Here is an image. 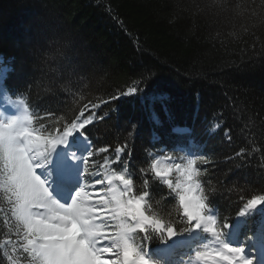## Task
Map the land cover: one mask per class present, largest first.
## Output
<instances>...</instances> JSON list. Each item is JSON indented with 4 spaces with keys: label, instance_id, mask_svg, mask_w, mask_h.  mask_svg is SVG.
Masks as SVG:
<instances>
[{
    "label": "trees",
    "instance_id": "16d2710c",
    "mask_svg": "<svg viewBox=\"0 0 264 264\" xmlns=\"http://www.w3.org/2000/svg\"><path fill=\"white\" fill-rule=\"evenodd\" d=\"M2 68L0 104L22 106L27 130L43 137L31 149L69 150L77 135L91 143L82 178L100 232L140 255L168 249L170 229L188 235L178 194L141 171L173 156L197 162L205 210L235 229L234 245L264 246V206L241 214L264 193V0H0ZM5 156L0 147V264H45L22 246L28 222ZM186 248L158 264H176Z\"/></svg>",
    "mask_w": 264,
    "mask_h": 264
},
{
    "label": "rangeland",
    "instance_id": "374dc122",
    "mask_svg": "<svg viewBox=\"0 0 264 264\" xmlns=\"http://www.w3.org/2000/svg\"><path fill=\"white\" fill-rule=\"evenodd\" d=\"M3 77L4 73L1 74V78ZM4 109L9 108L4 107ZM15 112L17 113H14V116L9 117L0 111V147L5 152L4 134L6 132L18 137L15 142L16 148L23 149L24 154L27 157V162L33 173L42 182L43 188L47 189V191L43 193L42 197L37 200L33 206H31V208L35 207L37 209L44 210L45 214L43 216H39L36 213H31V215L25 219L27 222L43 220L58 227L73 228V232L75 233V243L72 244L59 238L46 240L42 236H34V248L39 251L46 264H105L103 259H78V250L82 245H84V242L87 241L93 251H98L101 256H104L105 253L102 251L103 247L115 248L117 245L123 246L127 242L119 241L115 236L103 237L101 235L96 226V218L94 217L93 207L90 205V200L84 190H79L78 188L72 191L64 190L62 189V186L56 185L52 181L51 171H53L54 168L50 167L45 161H42V158L47 156L48 152L44 151V153L40 155L35 149H31L29 145H26L27 142H29V137L21 135L26 131L23 127L22 110H16ZM9 125H12V127L9 128ZM18 141H24L26 146L18 145ZM83 141H85L84 138L77 137L75 143L81 145ZM81 147H83V145ZM83 148L88 151L89 146L87 145ZM77 149L80 150V147H75L76 152ZM86 154L87 152L85 155ZM73 156L74 164H71L68 161H66V163L72 166H80L83 156L79 153H75ZM188 161L189 160L182 161L173 158L172 162H169L167 159H163L161 161L162 164L166 165L168 168L175 169L176 162H179L181 164V169H176L165 176H161L158 173L155 174L161 178V180H164L169 186H172L180 194V203L188 218L190 229L193 227V230L190 233V239L187 241L195 240L198 244H202L201 240L204 239L206 235L213 236L215 240H219L217 239V232L215 229L216 223L212 217L206 214L201 200L200 210L196 209V205L198 204L196 203L195 198L196 195L199 197V187L195 182L196 171L194 167L191 170H187L185 167ZM54 164H59L57 158L54 159ZM38 169H40V171H37ZM185 201H188L189 203L187 202L185 204ZM57 215L60 216L58 217ZM61 216L70 217V219H62ZM210 229H214V231H210ZM226 231L230 235L232 234L230 228ZM55 240L62 241L57 243ZM99 241H104V243L100 244ZM61 245H63V248L59 247ZM229 246L230 245L227 246L223 243L200 246L198 248L200 254H198L199 256L197 255L196 258L200 259V256H202V264H226L227 259L233 255V253L226 251V248ZM217 254L223 255L217 256ZM246 255L248 257H245V259H254L255 264H264L263 247L255 245L253 250L246 252Z\"/></svg>",
    "mask_w": 264,
    "mask_h": 264
},
{
    "label": "snow or ice",
    "instance_id": "6c2138e0",
    "mask_svg": "<svg viewBox=\"0 0 264 264\" xmlns=\"http://www.w3.org/2000/svg\"><path fill=\"white\" fill-rule=\"evenodd\" d=\"M141 87L142 85L140 84L129 87L127 89V92L124 94L127 95L138 94ZM113 99H116V97H113ZM104 103H110V101H105ZM96 107H99V105H96L93 108ZM89 116H92L93 118L89 123L85 124L84 128L82 129V131L84 132L86 130V127L92 124L96 119V117L92 114H90ZM87 117H85V119H87ZM8 127L11 128L12 125H9ZM220 127L221 124L216 123L213 126L212 130L215 131ZM21 135L32 136L33 140L30 141V143H36L43 139L42 135L39 132L32 133L26 130ZM17 139L18 137L12 135L9 132H6L4 134V140H5L4 148L6 153L5 159L7 166L10 169L9 172V183L11 185L10 191L14 198L13 202L15 204V211L17 215L23 219L31 215L30 212L31 206H33V204L42 197L43 193H45L47 189L43 188L42 182L33 173L30 165L27 162V157L24 154L23 149L16 148L15 142ZM125 147L126 146H121L115 149L117 155L114 161H112L113 163L120 162L121 159L120 154L125 151ZM99 152L106 153L108 152V149L100 148ZM166 159L169 162H172L173 158L167 157ZM197 166L198 165L195 160H189L185 167L187 170H191L193 167H197ZM176 169H181V164L179 162H176L175 169H173V168H168L166 165H163L161 161L153 158L149 163L148 169L141 171H144L148 179H151L153 173H158L161 176H165ZM115 171L119 174L117 178L123 179L124 174L129 172V166L127 162L124 163V165L121 167L120 170H115ZM96 172L98 174L92 176L94 178L93 181H102L104 178V173H101L99 170H96ZM200 174L203 173L201 172ZM97 185H103V183ZM97 185H95V187ZM261 206H264V193H260L254 197L250 196L247 200L244 201L241 214L246 215ZM61 218L70 219V217H64V216H61ZM230 226L231 225H229V227ZM210 231H214V229H210ZM170 235H175V233L170 232ZM34 236H42L46 240H54L59 238L68 241L70 244L75 243V233L73 232V228L58 227L43 220H35L33 222L27 223L26 231L22 236H20V239L24 241V244L22 246L27 249H32L35 246ZM10 240L11 237L5 239V243H9ZM99 243L103 244L104 241H99ZM47 246H52V245H47ZM59 247L63 248V245ZM102 251L103 253H105L104 256H101L98 251H93L91 249V246L88 244V242L85 241L84 245H82L81 248L78 250L77 258L82 260L103 259L105 261V264H128L129 261L139 258L140 264H149V261L145 257L140 256L138 249H136L135 246L130 243H125L123 246L117 245L115 248L103 247ZM226 251L233 253V255L227 259L226 264H236L237 261H240V264H255L254 259H245V257H248L246 255L245 247L233 248L229 246L226 248ZM222 255L223 254H217V256H222Z\"/></svg>",
    "mask_w": 264,
    "mask_h": 264
},
{
    "label": "bare ground",
    "instance_id": "6f19581e",
    "mask_svg": "<svg viewBox=\"0 0 264 264\" xmlns=\"http://www.w3.org/2000/svg\"><path fill=\"white\" fill-rule=\"evenodd\" d=\"M179 151H183V149L182 148H179L178 149ZM198 151V150H197ZM195 200H196V203L198 204V205H196V209H198V210H200V207H201V203H200V199H199V197H198V195H196V198H195ZM188 201H185V204L187 203ZM189 203V202H188ZM195 203V204H196ZM194 204V205H195ZM183 205H184V203H183ZM58 217L60 216V215H57ZM211 224V223H210ZM237 264H240V261H237Z\"/></svg>",
    "mask_w": 264,
    "mask_h": 264
},
{
    "label": "water",
    "instance_id": "95a60500",
    "mask_svg": "<svg viewBox=\"0 0 264 264\" xmlns=\"http://www.w3.org/2000/svg\"><path fill=\"white\" fill-rule=\"evenodd\" d=\"M169 237H170L171 240H174V238L172 237V235H170V233H169Z\"/></svg>",
    "mask_w": 264,
    "mask_h": 264
}]
</instances>
